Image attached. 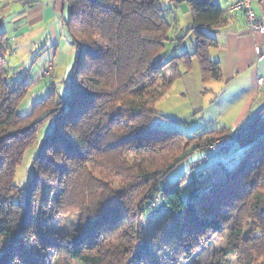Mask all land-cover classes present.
<instances>
[{"label": "trees", "instance_id": "obj_1", "mask_svg": "<svg viewBox=\"0 0 264 264\" xmlns=\"http://www.w3.org/2000/svg\"><path fill=\"white\" fill-rule=\"evenodd\" d=\"M64 1L69 7L64 25L76 49L65 99L51 92L31 112H17L28 83L7 79L5 31H0V264H51L52 256L58 264H165L151 240L137 241L135 233L141 219L161 209L165 219L152 241L158 252L170 251L174 264L191 257L228 220L233 225L227 244L206 264H225L229 256L238 264H264V116L258 113L234 131L223 127L189 135L162 125L179 119L156 107L193 59L203 83L221 79L219 62L209 56L225 20L221 5ZM182 1L189 4L191 22L172 31ZM189 34L193 50L176 51ZM48 117L53 126L39 142L22 204L13 200L22 189L14 182L15 170ZM218 137L258 147L205 191L189 187L192 200H183L174 182L162 184L187 154L206 150ZM72 211L80 214V228L66 234L47 229L55 215Z\"/></svg>", "mask_w": 264, "mask_h": 264}, {"label": "rangeland", "instance_id": "obj_2", "mask_svg": "<svg viewBox=\"0 0 264 264\" xmlns=\"http://www.w3.org/2000/svg\"><path fill=\"white\" fill-rule=\"evenodd\" d=\"M164 3H170V0H162ZM13 5L12 0H0V31H5L4 37L7 45L6 55V70L7 79L9 81H20L28 83V88L20 100L17 106V112L19 114H27L31 112L34 104L40 99L48 96L51 92L54 98L57 100L65 99L69 93L71 69L74 63V57L76 49L72 44L69 34L65 25H56V27L48 28L46 26L37 27L32 30L31 33L20 36L16 41V35L19 32L24 31V25H20L16 33L13 27L12 17L13 12L7 13L5 7ZM181 4V5H180ZM180 6L175 8L177 14V23L173 25L172 31L179 24L182 25L188 21L191 22L190 15L186 17L182 14L184 6H187L186 1L179 3ZM251 7L257 16H264V0H252ZM69 13V7L66 6ZM68 15V14H67ZM173 32H171L172 34ZM55 34L56 37H55ZM191 37V39H190ZM187 35L183 38L180 44L175 48L176 51H183L185 46L191 47L190 43L192 36ZM34 40V42H33ZM29 42L34 45H30ZM186 49V48H185ZM168 53L173 50L167 48ZM192 50V49H191ZM263 63V65H261ZM260 63V67L264 71V61ZM206 85H204L205 87ZM159 87V85H157ZM171 87L168 91H170ZM176 91V89H173ZM167 91V92H168ZM166 92V93H167ZM174 94V93H173ZM206 99L211 97L209 88L206 86L204 90ZM174 97L178 102L183 99L176 92ZM180 106V105H179ZM177 107L176 112L179 113L180 106ZM46 111H43L44 114ZM194 118V117H193ZM159 121H162L160 118ZM156 119V120H157ZM192 118H188L187 122ZM154 122V121H153ZM176 121L172 124L162 123V125H170L171 128H177L184 131L185 126H177ZM178 124V123H177ZM53 117L46 118L40 125L35 142L25 150L22 161L17 165L14 175V182L18 184L22 189L19 195L13 197L14 201L24 203L26 186L29 183L32 176V160L36 154L40 140L45 137L52 129ZM191 135L193 132H185ZM229 145L226 149L219 152H209L203 149H197L187 154L182 160H180L169 172L165 175L162 184L174 182L181 188V197L183 200H192L193 196L190 193L189 187L198 192L205 191L213 182L217 181L227 173L231 171L235 166L242 163L243 157L252 154L257 145H254V141H241L238 138L228 139ZM264 142V138L262 142ZM210 144V143H209ZM207 144L205 148L209 145ZM253 146L250 152L249 149ZM241 162V163H240ZM195 176V177H194ZM225 212V211H223ZM55 215V214H54ZM166 212L161 209L156 213H150L145 216L136 226H140V229L136 227V234L138 236L137 241L142 239L151 240L153 246V252L159 256L165 264H174L170 251L164 248H160L158 252L157 246H154L152 241V232L163 224ZM130 223V221H126ZM233 225L232 220H228L222 231L215 233L209 240L199 244L194 250L191 257L184 259L179 258L178 264H206L213 252L218 251L220 248L225 247L227 244V238L229 236V227ZM81 227V219L78 211L60 213L54 216L53 220L48 223L47 229L55 231L58 234H66L72 230H77ZM138 229V230H137ZM247 227L245 228V232ZM58 258L52 256L51 264H58ZM62 264V263H59ZM71 264H82L80 262H71ZM133 264H142L135 261ZM225 264H238L235 257L229 256Z\"/></svg>", "mask_w": 264, "mask_h": 264}, {"label": "crops", "instance_id": "obj_3", "mask_svg": "<svg viewBox=\"0 0 264 264\" xmlns=\"http://www.w3.org/2000/svg\"><path fill=\"white\" fill-rule=\"evenodd\" d=\"M216 1L224 10L225 20L216 32L217 43L209 47V56L219 62L221 79L213 78L203 83L198 62L193 59L192 68L184 71L172 83L170 91L156 103L161 113L178 118L175 124L185 126L186 132L210 131L223 127L234 131L256 114L264 116V71L259 65L264 61V35L247 25L242 12L228 11V6L236 0ZM12 2L13 5L10 3L5 10L7 13L14 11L13 31L16 33L20 25L26 28L22 32L18 31L16 41L37 27L46 26L54 29L56 25H63L68 17L67 4L64 0H12ZM189 13L190 7L187 3L182 14L186 17ZM188 24V21L185 22V26L184 23L179 24L178 29L183 30ZM190 41L191 47L185 46L188 51H192L194 47L193 38ZM29 44L34 45L31 42ZM204 85L211 93L208 99L204 94L206 89ZM176 92L182 101L178 102L174 98ZM178 106L179 113L176 112ZM188 118H192L189 123ZM166 122L172 124L174 120Z\"/></svg>", "mask_w": 264, "mask_h": 264}, {"label": "built area", "instance_id": "obj_4", "mask_svg": "<svg viewBox=\"0 0 264 264\" xmlns=\"http://www.w3.org/2000/svg\"><path fill=\"white\" fill-rule=\"evenodd\" d=\"M252 0H236L228 6V11H243L247 25L254 31L264 35V16H257L252 7ZM229 141L225 137H218L206 147L209 152H219L226 149Z\"/></svg>", "mask_w": 264, "mask_h": 264}]
</instances>
